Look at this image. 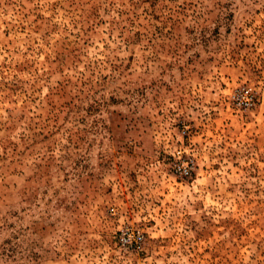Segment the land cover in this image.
Returning a JSON list of instances; mask_svg holds the SVG:
<instances>
[{
  "label": "rangeland",
  "instance_id": "1",
  "mask_svg": "<svg viewBox=\"0 0 264 264\" xmlns=\"http://www.w3.org/2000/svg\"><path fill=\"white\" fill-rule=\"evenodd\" d=\"M0 264H264V0H0Z\"/></svg>",
  "mask_w": 264,
  "mask_h": 264
},
{
  "label": "built area",
  "instance_id": "2",
  "mask_svg": "<svg viewBox=\"0 0 264 264\" xmlns=\"http://www.w3.org/2000/svg\"><path fill=\"white\" fill-rule=\"evenodd\" d=\"M235 104L244 110L252 107L253 96L248 89H241L237 95L233 96ZM173 172L180 177H189L193 170V161L185 159L181 162H176L172 167ZM120 246L129 251H137L143 244V235L138 230H133L129 233L122 232L118 238Z\"/></svg>",
  "mask_w": 264,
  "mask_h": 264
}]
</instances>
